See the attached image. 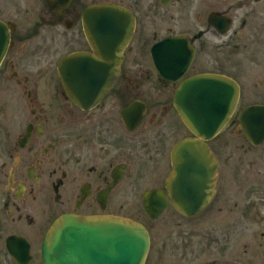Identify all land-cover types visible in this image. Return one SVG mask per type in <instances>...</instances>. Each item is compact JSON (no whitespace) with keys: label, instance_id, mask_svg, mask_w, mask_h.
Instances as JSON below:
<instances>
[{"label":"flooded vegetation","instance_id":"af4514ba","mask_svg":"<svg viewBox=\"0 0 264 264\" xmlns=\"http://www.w3.org/2000/svg\"><path fill=\"white\" fill-rule=\"evenodd\" d=\"M100 4L129 10L134 30L112 87L80 104L59 67L71 54L94 53L85 16ZM0 43V264H46L47 233L66 217L70 264H97L107 222L144 215L173 223L163 251L152 257L150 246L145 264H249L228 249L245 223L264 238L262 201L251 199L264 194V139L247 135L250 121L264 118H242L249 107L264 109V0H0ZM200 75L233 80L239 96L224 128L204 141L218 163L216 182L205 207L188 214L176 204L198 201L192 190L171 191L173 152L182 140L202 139L175 96ZM194 179L183 175L180 184L193 188ZM155 190L161 200L145 202ZM145 204L164 209L151 218ZM86 228L96 233L87 243Z\"/></svg>","mask_w":264,"mask_h":264},{"label":"water","instance_id":"95a60500","mask_svg":"<svg viewBox=\"0 0 264 264\" xmlns=\"http://www.w3.org/2000/svg\"><path fill=\"white\" fill-rule=\"evenodd\" d=\"M85 24L94 53L71 54L59 67L67 90L80 104L103 96L114 84L123 60V50L134 30V16L123 6L100 4L87 10ZM5 50V43H0V62ZM157 63L159 68H163L161 63ZM189 64L190 60H185L179 69L184 71ZM238 96L239 87L233 80L211 75L194 76L186 80L176 92L175 103L183 121L202 139L201 142L188 138L174 148L175 170L170 179V189L192 190L198 201L197 204H191L190 200L177 203L181 211L194 214L209 201L208 193L215 186L218 163L213 160L210 148L204 141L224 128L235 110ZM242 118H264V109L249 107L243 112ZM250 126L255 129L250 127L248 137L256 143L264 139V121H250ZM251 133L259 135V138L255 140ZM189 173L195 176L193 188L187 183L180 184L182 176ZM157 193V190L149 191L145 202L161 200L155 199L160 197ZM163 209V204L144 205L145 212L152 218L159 216ZM70 221V218H64L61 226L51 228L47 233L43 246L46 264H70L69 258L73 254L68 242L73 239ZM94 234L86 228L81 238L87 243ZM149 248V231L141 222L124 218L117 225L115 221L107 222L106 233H101L100 252H96L100 259L96 262L144 264Z\"/></svg>","mask_w":264,"mask_h":264},{"label":"rangeland","instance_id":"374dc122","mask_svg":"<svg viewBox=\"0 0 264 264\" xmlns=\"http://www.w3.org/2000/svg\"><path fill=\"white\" fill-rule=\"evenodd\" d=\"M241 160V159H240ZM258 195V196H256ZM258 197V198H257ZM257 198V199H256ZM251 199H256L255 201H262V204L256 205L258 214H264V194H259L256 192L251 193ZM143 210L142 207H140ZM144 225H146L152 236V245L150 254L155 257L158 252L163 251V247L167 244V234L172 228L173 223L166 221L163 217L151 220L145 215L140 219ZM177 228V227H176ZM175 229V228H174ZM226 239L220 240L219 246L224 248V243ZM177 246V243H176ZM227 245L225 244V247ZM231 252L230 257L234 262H242L249 264H264V238L261 237V230L258 228L257 224L249 222L245 223L244 226L239 227L234 230L233 236L229 241ZM219 247V248H221ZM220 249L219 258H226V253Z\"/></svg>","mask_w":264,"mask_h":264}]
</instances>
